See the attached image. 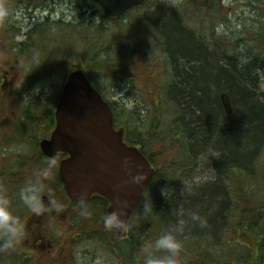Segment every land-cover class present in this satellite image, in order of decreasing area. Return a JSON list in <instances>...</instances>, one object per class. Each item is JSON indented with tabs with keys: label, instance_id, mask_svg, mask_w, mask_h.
Returning <instances> with one entry per match:
<instances>
[{
	"label": "trees",
	"instance_id": "1",
	"mask_svg": "<svg viewBox=\"0 0 264 264\" xmlns=\"http://www.w3.org/2000/svg\"><path fill=\"white\" fill-rule=\"evenodd\" d=\"M82 1L84 4H82L81 14L67 25L46 22L36 27L38 32L35 53L36 88L41 87L40 82L46 78L61 76L60 94L67 74L73 68L69 64L73 56V58L82 56L84 67L88 71L106 72L107 75L121 72L124 62L114 59L111 62V59H103L102 55L104 50L110 47L111 44L108 41H112L113 37L117 41L129 38L127 32H130L132 37L134 32H139L138 29H132L125 16L117 21H109L97 3L90 0ZM194 1L201 2L202 6L208 9L216 0ZM149 2L154 3L152 0H147L143 6L135 8L134 11L140 10ZM176 20L162 17L160 26L157 25V27L155 22L153 23L154 32L164 35L160 39V49L164 54L162 68L165 73L163 75L162 71L157 72L158 80L162 82L159 87L161 94L157 104L149 103L147 113L150 121L140 124L136 122L131 126L130 123L136 121L131 120L135 119L137 110L132 111L130 108L126 110L124 106L119 109L115 102L110 104L115 113L116 126L124 127L126 141L139 146L151 161L154 155L158 159L162 158L161 171L157 170L154 181L159 176L174 180L176 176L185 173L192 163L196 164L200 154H204L207 150H216L220 153V163H223L224 167L226 165L229 190L232 188L231 178L235 180L237 175L243 179V176L247 174L248 180L245 181L255 182L258 174L257 154L264 151V94L259 93L264 83V59L259 55H253L251 56L253 61L250 64L237 65L234 56L229 55L228 52H224L223 55L214 51L210 53L203 46L202 38L194 39L189 33L191 30L187 31V28H183L182 23L185 21L183 17L180 19L176 17ZM147 24L148 27L145 26L143 31H153L152 25ZM108 32H115V36H110L111 33L108 35ZM258 32L262 33L257 37L264 35V29ZM54 38L56 40L51 42L50 39ZM178 42H181V46L173 47ZM209 61H212V65ZM223 94L229 95L232 105L236 98L239 99L242 112H236L233 106V113L227 115L221 99ZM231 122L236 128L227 130L225 127H229ZM239 125L245 127L243 132H240ZM240 136L244 138V141L237 145L244 157H247L253 149L258 151L253 157L255 169L253 168L251 172H246L245 167L231 163L227 165L225 162V158L232 157L227 153L235 147L231 145V141ZM223 142L226 146H222ZM152 150L156 152L153 154ZM198 192L197 195H190L182 201L183 230L213 228L220 223L223 213L231 214L236 205L241 204V200L235 197L239 201L237 204L230 205L219 187H204ZM174 194V192L171 193L169 199L157 196L155 200L158 205L153 209L144 227L142 229L137 227L138 231L131 234L133 239L131 253H134L136 247L145 246L144 238L148 239L146 235L149 238L158 236L156 227H160L158 224L161 221L160 217L163 218L165 230L180 223L177 215L179 209L177 204H174L177 198ZM145 202L142 204V209L145 207ZM248 203L245 201V209L242 212L244 221L255 214H248L249 210L246 209ZM189 211L198 212L205 218L207 227L200 228L197 224L190 222L187 217ZM155 216L158 218L155 219ZM135 222L136 219L133 220V223ZM261 242L259 241L258 244L262 248L259 251L253 250L255 260L258 261L255 264H262L264 259V247Z\"/></svg>",
	"mask_w": 264,
	"mask_h": 264
},
{
	"label": "rangeland",
	"instance_id": "2",
	"mask_svg": "<svg viewBox=\"0 0 264 264\" xmlns=\"http://www.w3.org/2000/svg\"><path fill=\"white\" fill-rule=\"evenodd\" d=\"M152 1L154 3L149 2L140 10H132L124 17L127 19L130 27L132 29H138L139 32H134V36L132 37H130V32H127L129 38L120 39L118 41L113 37L112 41H108V43L111 44L110 47L104 50L102 55L103 59H111V62L113 59L124 62L125 67H122L121 72L117 74L113 72L107 75L106 72L88 71V69L84 67L82 56L76 58H73V56L69 63L70 67H73L70 72L83 67V69L94 78V84L104 93L105 97L110 101L117 102V108L121 109V107L124 106L126 110L129 108L132 111H134L133 109L137 110L135 119L131 120L132 122L136 121L130 123L131 126L135 125L136 122L139 124L142 122H149L150 117L147 113L149 103H154L155 99L158 100L156 89H159V85H162V82L159 80L160 82L156 85L155 81L158 71H162V74L165 73L162 68L164 54H162L163 52L160 49V39L164 35L160 32H154L153 23L155 22L156 26H160L162 17L175 20L176 17L178 19L183 17L185 21L182 23V26L185 29L187 28V31L191 30L189 33L192 34L194 39L202 38L204 42L203 46L208 49L210 53L214 51L215 53H221V55H223L224 52H228L229 55L234 56L237 65L241 63L250 64L253 61V55H259L264 59V35L260 38L257 37L262 33L258 31L264 29V0H216L208 9L203 7L201 2H195L194 0ZM35 4L36 22L38 24H41L49 17L51 22H59L67 25V22L70 23L81 14L82 4H84V2L82 0H36ZM194 6L195 8L193 9ZM147 23L152 25L153 31H143V29L146 28L145 26L148 27ZM111 27L110 28L114 31L113 26ZM36 29L35 37L37 40L38 32H36ZM110 33V36H115V32H108V35ZM55 40L56 38L50 39L51 42ZM82 43L84 44V41ZM51 44L55 46L54 43ZM174 46L180 47L181 42H178L177 45L174 44L173 47ZM209 63L212 65V61H209ZM60 80L61 76L46 78L40 82L39 86L41 87L36 88V86H32L29 92L26 90L25 94L20 97L19 108L21 120L23 119V121H25L22 130L25 132H20L16 140L19 156L22 160H25V163H21L20 166H24L26 163L35 160V170L39 171L43 167L44 160L40 159L39 143L44 137L50 134V131L55 125L54 112L59 99ZM261 92L264 94V83L259 90V93ZM233 106L236 112H242L243 109L239 99H235ZM25 111L31 114L30 117L23 118ZM52 120H54V122H52ZM225 128L229 130L236 128V126L231 122L229 127L226 126ZM244 128L243 125H239V129H241L240 132H243ZM4 133L3 129H0V139ZM242 141H244V138L241 136L231 141V145L235 147L229 150L227 154H231L232 157L225 158V162L227 165L231 163L239 167H245L246 172H251L253 171L255 162L253 157L258 151L253 149L247 157H244L241 149L238 148L237 145ZM222 146H226V143L223 142ZM193 149L194 148H192V150ZM152 152L154 154L156 151L152 150ZM257 155L259 159L256 161V166H258L256 181L246 182L245 180H248L246 177L247 174L245 175L244 173L245 176H243V180L236 182V189L239 188L236 194L244 200V208L240 206L241 204H237V199L233 198L228 191L224 193L230 205H237L236 209L232 211L231 214L228 213L227 218L224 219L222 216L220 219V223L225 224L222 234L226 239V244H222L223 251L221 250V245H219L220 243H213L210 246L205 244L209 250V255L217 254L221 251L225 253L226 257H221L220 259L222 263L227 257L229 259L232 256L233 260L231 262L233 264L239 259L242 260L243 264H255L258 261L255 260V251L253 250L256 249V251H259L262 248V246L258 244L261 240L264 247V151L259 152ZM155 157H153L154 165L161 171L162 165L160 161L162 158L156 159ZM220 161V153L218 151L207 150L204 154H200L196 164L192 163L190 165L191 167H189L185 173L179 175L174 181H167V183L164 180L165 177L162 178V176H159L150 187V191L146 194L145 207L140 214L137 215L134 225L140 228L144 227L153 209L158 205L155 200L157 199L158 191L162 188L165 189L163 183L166 185L167 191L175 193L174 197L177 198V202L175 201L174 204H177V209H179L177 214L179 222H181L183 218L181 206L184 198L190 195H197V193H199L198 190L211 186L216 178H224V189H227L228 173L225 171L226 165L224 167L223 163H220ZM215 162L219 163L214 164ZM1 168L4 167L1 166ZM213 174L218 176L214 177ZM27 183L29 182L24 181L20 189ZM169 196L171 195L169 194L165 198L169 199ZM17 200L20 203L18 195ZM245 201L249 202L246 208L249 210L248 214H255L252 218L249 216L246 221H244L243 214L242 223L240 224L237 218L240 215V211L243 212L245 209ZM157 218L158 217L155 216V219ZM238 225L243 231V245L236 248L233 244L232 246L227 244V240L232 234H235ZM156 229L159 237L163 232L161 230L162 227H156ZM198 230L199 229H196V231ZM133 231H138V229ZM146 237L149 236L146 235ZM194 237L195 235H192L191 231H186L185 229L180 234L179 239H181L183 244L180 264H188V259L184 253H187V247L190 243L195 241ZM155 239L156 238H152V236L148 239L146 244L147 248ZM116 244L114 246L117 247ZM112 246L113 245L108 243L101 245L95 243L84 244V253L87 254L84 264H120L121 260L114 256V251L111 250ZM201 246H203V244ZM119 250L121 249L119 248ZM142 251L141 247H136L134 249L133 254H135V258L133 264H139L140 254L143 253ZM120 254L123 255L122 251ZM157 255L160 254L157 253ZM228 255H230V257ZM211 258L213 261L220 262L217 257ZM228 259L227 262H229ZM262 264H264V259Z\"/></svg>",
	"mask_w": 264,
	"mask_h": 264
},
{
	"label": "flooded vegetation",
	"instance_id": "3",
	"mask_svg": "<svg viewBox=\"0 0 264 264\" xmlns=\"http://www.w3.org/2000/svg\"><path fill=\"white\" fill-rule=\"evenodd\" d=\"M8 2L12 8L11 19L9 23L0 25V129L5 132L0 139V189L4 190L13 200L14 211L24 226L25 236L14 250L0 252V264H84L87 256L84 253V244L90 243L113 245L111 250L114 251V256L121 260L120 264H133L135 254L131 253L133 242L131 234L138 226L131 222L128 227L129 235L126 238H118L115 232H108L103 227L102 217L109 209V203L105 198L98 195L91 197L85 203L86 209L81 207V202L70 201L59 171L62 160L67 157L64 153L50 157L39 148L40 159L44 160L42 169L46 161H55V166L49 172L48 179L44 181L46 187L41 194V202L47 208L50 200L54 199L62 205L61 210L58 212L45 211L41 215H36L17 200L21 184L24 181H32L35 175L42 170H35V160L20 166L21 163H25V160L20 158L16 146L19 133L25 132L22 131L25 121L21 120L19 100L26 90L29 92L31 87L35 86V29L38 23L36 22V0H8ZM30 115L28 111H25L23 118L30 117ZM54 127L55 125L53 129ZM213 176L218 175L213 174ZM177 177L179 176L175 179ZM164 180L174 181L165 178ZM163 185L166 189V185L164 183ZM213 186L219 187L223 194L228 191V188L224 189V178H216L209 187ZM163 189L158 191V197L165 198L171 195V191L162 194ZM149 191L150 189L147 193ZM45 197L48 198L46 202ZM241 202H243L242 198ZM85 211L87 215L83 214ZM222 216L225 219L228 214L223 213ZM242 217L243 213L240 211L237 218L240 224ZM160 219L158 224L164 231L163 218L160 217ZM213 228L198 231L192 228L190 230L192 235H195V241L190 243L187 253H184L188 264H233L231 262L233 258L230 255H228L229 259L227 257L229 262L227 259L223 263L220 260L221 257H226L225 253H222V244H226V239L222 234L225 224L218 223ZM242 233V228L238 225L235 234L227 240V244L231 246L233 244L236 248L242 246ZM144 239L146 241H144L145 246H141L143 253L140 254L139 264H143L144 251L147 249L148 239ZM213 243H220L222 251L209 255L205 244L210 246ZM115 244L117 247L114 246ZM121 251H124L123 255L120 254ZM211 257L219 258L220 262L213 261ZM235 264H243V262L239 259L235 261Z\"/></svg>",
	"mask_w": 264,
	"mask_h": 264
},
{
	"label": "water",
	"instance_id": "4",
	"mask_svg": "<svg viewBox=\"0 0 264 264\" xmlns=\"http://www.w3.org/2000/svg\"><path fill=\"white\" fill-rule=\"evenodd\" d=\"M103 9L105 17L117 20L128 10L145 0H93ZM222 103L228 114L232 105L227 94ZM57 125L50 139L41 143L48 156L58 151L68 153L69 158L61 164V176L69 197L87 202L98 193L106 197L113 208L119 195L128 202L126 220L141 203L144 190L151 182L155 170L143 153L124 142V130L114 129V114L102 95L92 86L82 70L74 71L68 78L56 109ZM124 157H131L147 173L141 185L128 184L121 192L116 186L130 179L121 167ZM103 166V167H101ZM128 225V224H127ZM127 227L118 231L125 237Z\"/></svg>",
	"mask_w": 264,
	"mask_h": 264
},
{
	"label": "clouds",
	"instance_id": "5",
	"mask_svg": "<svg viewBox=\"0 0 264 264\" xmlns=\"http://www.w3.org/2000/svg\"><path fill=\"white\" fill-rule=\"evenodd\" d=\"M12 16V8L8 0H0V25L9 23ZM55 161L48 160L45 167L39 171L34 179L27 183L18 192L19 201L32 213L41 215L45 211H60L62 205L54 199L50 200L46 208L41 202V194L45 191V183L49 177V172L54 168ZM103 167V166H101ZM121 167L130 178L123 184L116 186L119 193L128 184L141 185L147 179V173L141 169L131 157H124L121 161ZM167 189L162 190V194ZM82 208L87 205L82 201ZM113 208L102 217L104 229L108 232H118L126 229L128 220H126L128 202L119 195L114 202ZM87 215V211L83 213ZM188 220L197 224L200 228L207 227V220L198 212L189 211ZM184 222L173 225L163 231L155 241L145 249L143 264H180V258L183 251V244L179 239L183 232ZM25 229L20 218L15 214L13 200L7 193L0 189V252H9L14 250L24 239ZM159 253L160 255H157Z\"/></svg>",
	"mask_w": 264,
	"mask_h": 264
},
{
	"label": "bare ground",
	"instance_id": "6",
	"mask_svg": "<svg viewBox=\"0 0 264 264\" xmlns=\"http://www.w3.org/2000/svg\"><path fill=\"white\" fill-rule=\"evenodd\" d=\"M238 113H239V111H238Z\"/></svg>",
	"mask_w": 264,
	"mask_h": 264
}]
</instances>
